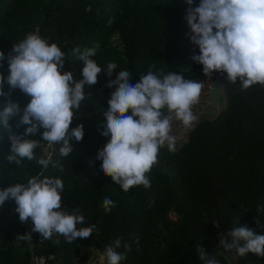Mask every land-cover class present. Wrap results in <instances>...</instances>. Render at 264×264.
<instances>
[{
  "label": "trees",
  "instance_id": "16d2710c",
  "mask_svg": "<svg viewBox=\"0 0 264 264\" xmlns=\"http://www.w3.org/2000/svg\"><path fill=\"white\" fill-rule=\"evenodd\" d=\"M199 2L193 0L191 7ZM189 7L186 0H0V51L5 57L14 44L35 32L65 52L61 74L70 71L82 79L83 65L72 55L76 47L83 51L98 44L92 57L98 65L106 70L107 63L117 64L111 76L102 70L97 83L85 88V99L70 125L83 124L82 140L73 143L67 157L59 155V145L52 148V159L62 171L51 165L44 170L35 160L25 159L20 165L7 161L10 142L0 129L4 137L0 140V190L37 175L60 178L62 207L79 208L86 224L78 227L94 224L98 229L87 241L68 243L62 235H54L52 240H59L58 244L40 242L36 232H31V242L23 241L19 235L30 231L15 213V202L6 200L0 205V264H28L33 253L51 254L47 264H107L105 250L117 237L122 243L116 251L123 252L125 243L132 245L120 264H203L197 244L215 255L219 264H264V258L253 253L240 257L217 243V237L230 243L227 233L237 226L264 234V211H257L264 206V86L242 90L239 81L230 83L226 73L218 72L223 105L211 115L200 116L174 150L167 145L160 149L158 163L147 174L148 189L141 185L122 191L101 172L102 162L95 158L108 142L101 135L103 112L115 90L107 85L117 72L130 71L132 84L149 70L182 73L187 79L203 74L202 65L191 59L199 49L189 38L185 19ZM112 31L122 43L114 59L105 45ZM8 72L7 60L0 61V73L7 76ZM8 90L5 83L4 91ZM8 99L23 108L30 98L14 89ZM4 102L0 97V109ZM10 123L15 128L14 121ZM25 127L15 130L22 133ZM42 131L32 138L43 140ZM34 154L43 156L41 147ZM105 196L116 204L107 214L101 207ZM136 237L139 250L132 243Z\"/></svg>",
  "mask_w": 264,
  "mask_h": 264
},
{
  "label": "clouds",
  "instance_id": "9594fccd",
  "mask_svg": "<svg viewBox=\"0 0 264 264\" xmlns=\"http://www.w3.org/2000/svg\"><path fill=\"white\" fill-rule=\"evenodd\" d=\"M190 6L185 19L189 26L190 41L199 49L191 59L202 65L205 76L212 72L226 73L230 83L239 81L241 89L253 85L264 86V0H200L198 6L191 7L193 0H186ZM86 10H90L86 9ZM99 45L72 49L83 67L82 79H76L74 72L64 68L66 54L57 43H49L38 33L27 34L19 43L12 46L5 57L0 51V61L7 60L8 75L0 73V97L5 98L0 109V129L7 133L10 148L5 159L16 165L23 160L33 161L47 170H63L52 155L37 156L34 150L41 142L33 139L40 129L44 143L54 149L59 145V155L67 157L73 143L82 140L83 124L72 128V120L81 102L85 99L86 86L95 85L102 70L111 76L117 69L115 62L107 63L106 70L92 58ZM132 73L128 70L117 72L110 80L109 88H115L107 101L108 109L103 112L104 128L101 135L108 138L106 145L98 150L96 160L101 161V172L110 176L114 184L124 192L134 186L151 187L148 173L158 163L160 149L167 145L175 149V137L171 135L172 120L164 114L165 109L173 113L183 126L191 127L196 120L193 106L199 103L204 87L202 81L187 79L182 73L147 71L139 82L132 84ZM7 83L9 90L4 91ZM14 89H19L30 99L21 108L8 99ZM90 95V93H89ZM131 112L130 115L126 113ZM10 121H14L15 128ZM26 126L22 133L15 129ZM4 137L0 135V140ZM62 179L53 176L37 175L26 183H16L0 190V205L6 200L15 202V213L25 223L32 221L30 232L19 235L23 241L31 242V232L41 235L40 242L52 240L54 235H62L68 243L76 240L87 241L97 232V226L78 227L86 224L79 208L71 211L62 207ZM101 207L107 214L116 207L115 202L105 196ZM257 211H264L258 206ZM259 223V219H255ZM228 243L222 237L220 246L225 251H235L244 257L253 253L264 258V234H256L246 226H237L228 231ZM58 244L59 240H52ZM117 237L105 250L107 264H120L127 258L132 245ZM132 243L139 250V238ZM196 251L203 264H219L215 255H209L197 244Z\"/></svg>",
  "mask_w": 264,
  "mask_h": 264
},
{
  "label": "rangeland",
  "instance_id": "374dc122",
  "mask_svg": "<svg viewBox=\"0 0 264 264\" xmlns=\"http://www.w3.org/2000/svg\"><path fill=\"white\" fill-rule=\"evenodd\" d=\"M105 45L108 48L110 58L114 59L118 56V51L121 50L122 43L116 31H112L105 40ZM197 81H202L204 87L202 89L199 103L193 106V114L196 116L195 122L200 116H208L215 113L224 103L223 83L221 75L213 71L210 77L204 73L196 78H189ZM172 120V132L175 139V146L184 141L188 134L189 127L183 126L182 122L177 120L173 113L167 114ZM194 122V123H195ZM193 123V124H194Z\"/></svg>",
  "mask_w": 264,
  "mask_h": 264
},
{
  "label": "built area",
  "instance_id": "2783aa9c",
  "mask_svg": "<svg viewBox=\"0 0 264 264\" xmlns=\"http://www.w3.org/2000/svg\"><path fill=\"white\" fill-rule=\"evenodd\" d=\"M41 144V150L44 157H47L52 152V147H49L47 143L43 140H40ZM27 225L29 231L32 229V221L29 219L27 222H25ZM220 242V237H217V243ZM225 256H227V252H224ZM51 257V254H31L30 260L28 264H47V260ZM226 258V257H225Z\"/></svg>",
  "mask_w": 264,
  "mask_h": 264
}]
</instances>
